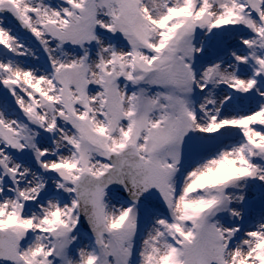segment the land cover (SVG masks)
I'll use <instances>...</instances> for the list:
<instances>
[{
    "label": "snow or ice",
    "instance_id": "obj_1",
    "mask_svg": "<svg viewBox=\"0 0 264 264\" xmlns=\"http://www.w3.org/2000/svg\"><path fill=\"white\" fill-rule=\"evenodd\" d=\"M0 264H264V0H0Z\"/></svg>",
    "mask_w": 264,
    "mask_h": 264
},
{
    "label": "rangeland",
    "instance_id": "obj_2",
    "mask_svg": "<svg viewBox=\"0 0 264 264\" xmlns=\"http://www.w3.org/2000/svg\"><path fill=\"white\" fill-rule=\"evenodd\" d=\"M21 36L23 37V33H21ZM25 39H27L26 37H24Z\"/></svg>",
    "mask_w": 264,
    "mask_h": 264
}]
</instances>
